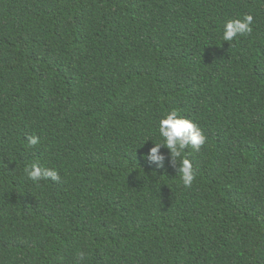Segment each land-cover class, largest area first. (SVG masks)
Returning a JSON list of instances; mask_svg holds the SVG:
<instances>
[{"label": "trees", "instance_id": "trees-1", "mask_svg": "<svg viewBox=\"0 0 264 264\" xmlns=\"http://www.w3.org/2000/svg\"><path fill=\"white\" fill-rule=\"evenodd\" d=\"M172 110L206 137L182 154L187 188L167 148L162 169L141 158ZM32 164L60 180H29ZM79 252L264 264V0H0V264Z\"/></svg>", "mask_w": 264, "mask_h": 264}, {"label": "clouds", "instance_id": "clouds-1", "mask_svg": "<svg viewBox=\"0 0 264 264\" xmlns=\"http://www.w3.org/2000/svg\"><path fill=\"white\" fill-rule=\"evenodd\" d=\"M253 16L245 15L242 19H229L223 24L222 40L232 41L238 36L250 34L252 32ZM157 131L161 142L153 143V146L148 149L147 153H142L141 158L149 164H154L157 169L164 168L165 155L160 152L162 147L168 149L169 161L172 166H176L179 162V167L176 173H179L180 180L184 187H191L196 174L192 163L186 157L182 158V154L188 148L193 151H199L205 144L206 137L202 134L200 128L190 119L184 118L177 111L172 110L167 112L158 122ZM28 144L35 146L39 143V137H28ZM182 158V159H181ZM26 176L33 182L50 179L59 181L60 176L57 170L53 168H44L38 164H32L31 167L25 168ZM77 262L85 259V254L79 252L77 254Z\"/></svg>", "mask_w": 264, "mask_h": 264}]
</instances>
